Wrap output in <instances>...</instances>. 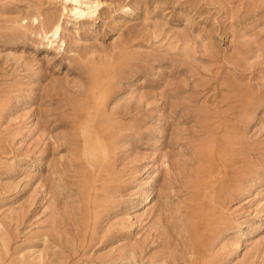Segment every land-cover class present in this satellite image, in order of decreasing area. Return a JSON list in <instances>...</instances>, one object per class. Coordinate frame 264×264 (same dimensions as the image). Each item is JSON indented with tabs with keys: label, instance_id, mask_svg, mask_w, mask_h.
Segmentation results:
<instances>
[{
	"label": "rangeland",
	"instance_id": "rangeland-1",
	"mask_svg": "<svg viewBox=\"0 0 264 264\" xmlns=\"http://www.w3.org/2000/svg\"><path fill=\"white\" fill-rule=\"evenodd\" d=\"M0 264H264V0H0Z\"/></svg>",
	"mask_w": 264,
	"mask_h": 264
}]
</instances>
